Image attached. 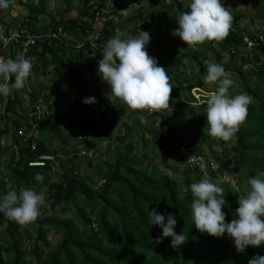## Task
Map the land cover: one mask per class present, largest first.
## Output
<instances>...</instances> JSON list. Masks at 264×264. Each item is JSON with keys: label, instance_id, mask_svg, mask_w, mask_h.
Instances as JSON below:
<instances>
[{"label": "trees", "instance_id": "1", "mask_svg": "<svg viewBox=\"0 0 264 264\" xmlns=\"http://www.w3.org/2000/svg\"><path fill=\"white\" fill-rule=\"evenodd\" d=\"M80 1L81 16L92 18L99 11L101 16L107 18L100 32L95 31L92 23L83 19L65 18V13L73 4V0H65L66 6L61 17L49 24L50 30L59 33L60 39H56L53 44L34 45L29 51L35 72L44 77L52 66L55 75H62L61 88L72 90L73 83L79 84L78 97L67 107L65 114L60 115L58 107L63 106L64 101L52 99V93L46 96V102L40 100L42 93L50 87L43 84L32 85L29 76L27 84L25 82L22 88L13 89L6 97L4 112L1 113L0 110V121H10L14 124L10 145H3L4 137L10 135L9 129H0V155L9 151V157L4 163L6 180H0V196L12 189L19 191L21 188H34L39 191L42 186H47L46 201L41 206L40 214L31 221L36 226V236L32 238L28 235L26 245L18 236L23 224L0 213V225H6L0 232V264H248L249 259L255 255H264V244L249 246L241 253L236 250L233 239L227 233L223 237H215L195 228L191 218L190 205L193 197L190 185L194 179L200 180L204 176L192 178L183 173L181 179H176L159 172L157 167L149 170L133 152L135 147H139V143L143 144V148L151 145L154 154L166 164L172 142L188 149V144L183 143L168 125V110H172L180 121L187 116H194L188 122L193 123L196 134L205 138L206 101L210 95H203L200 101L193 95L192 90L201 91L207 85L202 76L205 77L207 73L205 61L209 57L204 54L201 58L195 50L190 49L199 67L198 77L193 80L182 69L189 54L180 50L179 44H171L166 39L160 41L150 55L158 58V63L166 68L169 82L173 86L169 106L151 111L148 117L143 112L147 110L125 109L118 98L110 94V86L98 74V61L89 54L95 50L102 59L106 41L115 36L119 28L123 30L121 38L134 36L138 34L139 22L152 20L153 13L145 12L144 8L139 7L135 15L127 18V22L132 24V27L128 28L115 19H108L109 14H104L105 0ZM167 1L163 0L161 3V17H164L166 9L174 6L181 9L183 6V0ZM238 1L228 0L227 4L235 6ZM19 2L29 9L28 17L32 20L35 30L47 31V28L41 29L42 27H36L34 24L37 15L46 10L45 0H38L37 4L24 0ZM260 2V13L264 15V0ZM155 3V0L150 2L152 6ZM231 16V27L225 38L219 41L206 40L207 47L213 51L212 59H216V63L222 64L225 71L235 68L241 78H245L243 82L241 78L237 79L241 88L232 86L230 94L246 92L251 96L245 120L239 124L238 131L225 141L231 143L234 140V154L230 155L231 151H226L224 147L221 151L223 156L220 153L222 157H218L219 153L209 145L210 154L219 159L209 178L215 183L219 179L218 185L224 189L228 201L223 206V211L227 214L226 221L234 218L233 213L239 206L240 193L225 182L224 176L231 172L243 175L248 191L249 178L259 171H264V93H261L264 91V30L258 28L245 34L246 29L239 28V22L244 15L232 12ZM258 16L261 17L259 14ZM89 37L94 38L99 48H92ZM246 38L255 40L254 44L247 47ZM80 43L81 46L77 48ZM214 43L217 44L218 50L214 48ZM149 46L148 44L147 49ZM0 51L6 57L15 58L18 45L10 43L9 47L4 49L0 40ZM223 52L230 56L228 61H222ZM65 60L69 61L68 65H65ZM247 65L254 67L244 69ZM254 74V81H247V77ZM88 75L103 86L104 93L88 88L91 82ZM14 79L13 75L11 80ZM23 95L28 99L27 107L23 103ZM2 97L0 96V101ZM85 97H95L96 101L86 104L83 102ZM35 102L47 107L51 114L40 123L37 129L40 135L35 139L37 148L32 150L30 142L21 141L18 131L22 126L32 128L34 120L32 121L29 115ZM195 105L201 106L199 112L196 111ZM114 111L125 115L126 121L121 122L118 117H114ZM141 114L143 119H146L144 123ZM67 118L79 127L82 137L91 139L92 144L84 146L86 149L104 140H111L107 145L108 149L111 148L112 140L123 145L121 149L115 146L114 161L106 160V171L99 175L103 181L98 188H95V181L89 173H80L75 169L78 155L71 156V153H76L80 147L73 146L71 150L64 147L50 150L45 143L44 132L47 129L58 132ZM148 121L151 124L159 121L158 126L167 129L163 131L158 127L148 126ZM117 124L123 126L122 134H114L111 130L115 129ZM132 135L137 138L132 140ZM174 150L177 151V147H174ZM200 150V147H194L188 149L187 154L201 153ZM41 152L55 154L56 161L48 162L44 166L30 165ZM65 156L69 164L62 159ZM100 158L101 155L98 154L97 160ZM88 162L93 165L91 159ZM196 170L199 168L196 167ZM37 173L42 174L43 182L34 179ZM117 185L121 189H118V195H114ZM184 186L185 191L182 189ZM48 208L60 216L46 215ZM152 208L165 215L169 212L175 214V231H183L187 240L181 247L173 248L170 244L171 237H164L159 244L154 242L152 238L161 235L162 229L149 223L147 210ZM66 213H69L72 219L62 217ZM49 233L59 236L54 245L50 244L47 238Z\"/></svg>", "mask_w": 264, "mask_h": 264}, {"label": "clouds", "instance_id": "2", "mask_svg": "<svg viewBox=\"0 0 264 264\" xmlns=\"http://www.w3.org/2000/svg\"><path fill=\"white\" fill-rule=\"evenodd\" d=\"M9 2L0 0V8L8 7ZM232 7L227 2L223 4L222 0H190V10L176 18L178 27L173 30V35L187 42V46L205 40H222L231 27ZM148 44H151V35L146 30H139L138 34L127 38L115 35L106 41L102 59L98 61V74L110 86V94L118 98L125 109L151 112L169 106L173 86L166 68L147 51ZM32 67V58L23 53H17L15 58L0 57V96L7 97L13 89L22 88L31 75ZM13 75L14 81L11 80ZM204 79L216 85L215 92L206 101L207 124L204 131L211 137L228 141L245 120L251 96L246 92L230 94L234 81L227 76L221 64L208 62ZM95 101V97L83 100L86 104ZM82 149L86 148L80 147L75 155ZM34 179L43 182L40 173ZM248 183L250 188L243 197H239V206L231 221H226L227 214L223 211L228 201L222 187L207 175L190 185L193 197L191 218L195 228L215 237H223L227 233L241 253L249 246L264 244V171L250 177ZM46 197L47 186H42L39 191L34 188L12 189L0 196V213L25 224L37 218ZM147 215L151 226L158 225L162 229L161 235L152 238L156 244L164 237H171V246L178 249L187 241L183 231H175L177 219L174 213L165 215L152 208L147 210ZM248 264H264V255H255Z\"/></svg>", "mask_w": 264, "mask_h": 264}, {"label": "rangeland", "instance_id": "3", "mask_svg": "<svg viewBox=\"0 0 264 264\" xmlns=\"http://www.w3.org/2000/svg\"><path fill=\"white\" fill-rule=\"evenodd\" d=\"M106 1V10L104 11V14H110L111 9L119 8L120 10L124 11L121 13L123 18L127 21V18L132 17L135 15L138 11L139 7L144 8L145 12L153 13V19L147 20L145 22H139V24L143 25L145 30L148 31L151 35V44L148 47L147 51L149 54L154 52L156 50L157 45L160 43V41L167 40L171 44H179L180 50L183 49L185 52L189 54V56L185 59L184 63L185 66L182 68L186 75L190 78L195 80L196 77H198V69L199 67L196 65L195 60L193 59V52L190 49L195 50L199 54V56L202 58L204 54H206L209 58V62L216 63V59H212L214 57L212 49H209L206 45V40L204 42L198 43L194 46H187V42L183 41L179 36L173 35V30L178 27V24L176 22V18L178 15L184 11H189V4L190 0H183V6L181 9H177L175 6L169 9L165 10L164 17H161L160 14L163 11L162 8V1L163 0H155L156 3L152 6L150 2L152 0H105ZM168 0L167 2H169ZM121 5V7L119 6ZM123 6V7H122ZM232 12H240L244 16L239 22V28H245V34L248 32H254L256 29H262L264 30V15H262V3L260 0H239L235 6L232 7ZM258 14L261 16L259 17ZM105 17V16H103ZM106 18V17H105ZM125 22V21H124ZM121 23V22H119ZM129 24V23H128ZM138 24V25H139ZM46 26L49 27V25L46 24ZM129 28L132 27V24L128 25ZM123 34L122 28H119L116 32V35H120V37ZM246 35L244 36V38ZM183 43H182V42ZM214 48L218 50L217 44H213ZM230 59V56L227 52H223V62L228 61ZM207 60V61H208ZM206 61V62H207ZM222 62V63H223ZM222 65V64H221ZM254 65H247L244 69L247 67H250ZM50 68V67H49ZM256 68V67H255ZM226 74L229 78H231L234 81V87L241 88V84L239 85L237 79L241 78L240 74L237 72L235 68H231L226 71ZM255 74L251 75L250 77H247V81H254ZM31 83L32 85L39 86L40 84L43 85H49L50 89L45 90L42 95L40 96V100H44L46 96L50 93H52V99H58L59 101H64V105L61 107H58V113L60 115L65 114L67 107L71 105V103L78 97L79 94V88L78 83H73L72 90H67L65 88H61L60 85L63 83L62 75H55L53 71H50L46 76H42L40 73L35 72L33 69L31 71ZM204 79V76H202ZM91 79L92 78L90 76ZM205 80V79H204ZM245 81V78H241V82ZM205 83H207L205 81ZM30 86H28V89ZM216 85L215 84H209L207 83L206 86H204V89L201 91H193V95L201 101V98L203 95H211L215 92ZM94 89V88H92ZM95 90H100L102 93H104V88L100 85L96 86ZM200 92V93H199ZM261 93H264L262 91ZM44 102H46L44 100ZM23 103L27 107L29 105L28 99L26 96L23 95ZM196 111L199 112L201 110V106L195 105L194 106ZM0 110H2V107H0ZM170 115L169 120V126L175 131V133L182 139L183 143H187L188 149H194V147H200L201 153L189 152L190 154H187V150L184 145L177 146L176 142H172L170 145V155L167 158L166 164H163L161 161V158H159L157 155L153 152V147L149 145L147 148H143V144L139 143V147L136 148L133 151L134 154L137 156L138 160H141L143 163L142 165L149 167V170H152L153 167H157L159 172L166 173L170 177H174L176 179H181V176L183 173H186L190 175V177L195 178L197 176H205L207 175L210 177V172L213 171L217 164L219 163V159L213 157L209 152V145H211L219 154L218 157H222L223 154L221 153L222 149L225 147L226 151H231L230 155L234 154L233 151V143L234 140L231 141V143H225V141L221 138H214L208 135L203 138L201 135L196 134V128L193 125V123L188 122L190 119H193L194 116H187L182 121L178 120L175 116L174 112L172 110H168ZM145 113V116L148 117L150 115L149 111H143ZM114 117H118L121 122L126 121L125 115H119L117 112L114 111ZM146 119H142V123H144ZM159 121L157 123L151 124L150 121H148V126L152 127H158L160 130L165 131L167 127L162 128L159 125ZM63 128H65L63 130ZM79 127L75 123L70 122V118L65 119L62 130L60 131V136L52 137V140L56 142V144L59 146L64 145L63 137H65L70 145H73L77 141L83 142L86 138L83 137V139L79 138L78 136L81 134ZM1 129V128H0ZM114 134H122L124 132V128L121 124H117V127L114 129L112 128ZM159 131V130H158ZM65 133V134H64ZM71 133V134H70ZM69 135L71 137H69ZM148 136V135H147ZM88 138V137H87ZM137 137L135 135H132V140H135ZM89 139V138H88ZM111 140H104L100 141L98 143H94V146H91L92 150V156H79L78 159H76V167L75 169L80 172L84 173L87 172L90 174L91 178L95 181V188L100 187L101 181H103L102 177L99 175L104 174L106 171L107 165L105 164L106 160L114 161L115 157L114 155V148L115 146H118L120 149L123 148V145L117 144L116 140H112L111 148L108 149L107 145L110 143ZM4 145L8 143H12V136L4 137L3 140ZM76 148V145H73ZM85 146L84 144L82 145ZM174 147H177V151L174 150ZM85 148V147H84ZM87 149V150H90ZM71 150V149H69ZM222 156H220L221 154ZM100 154L101 158L97 160V155ZM75 156V155H71ZM9 157V151L0 155V177L2 178L4 169V163L5 159H8ZM81 157V158H79ZM64 161H66L67 156L62 158ZM89 159L93 161V165L89 164ZM151 159V161H150ZM97 161V162H96ZM67 164H69V161H66ZM98 164H101L98 166ZM196 167L199 168V170H196ZM225 182H228V185L232 186L233 188L237 189L240 193V197H243L247 193V184L246 179L241 176V174L238 173H228L223 178ZM199 181L198 179H194V182ZM219 179L217 180V184H219ZM118 189H121L119 185H117V189H115L114 195H118ZM183 191L186 190V186L182 187ZM56 214V211H53L48 208V211L46 212V215H53ZM60 216V215H58ZM62 217L72 219L69 215V213H66ZM5 224L0 225V230H4ZM35 225L30 221L22 225L20 230L18 231V236L23 240L24 245L28 243V235H30L32 238L36 236V230ZM48 240L50 241V244L54 245L57 240L59 239V236H54L52 233H49L47 235Z\"/></svg>", "mask_w": 264, "mask_h": 264}, {"label": "crops", "instance_id": "4", "mask_svg": "<svg viewBox=\"0 0 264 264\" xmlns=\"http://www.w3.org/2000/svg\"><path fill=\"white\" fill-rule=\"evenodd\" d=\"M24 1H26L27 3H31L32 2L33 4H37V2H38V0H24ZM64 2H65V0H45L46 10L44 12H42V13L37 15V18L34 20L35 26L36 27H42L41 29L47 28L48 30H50V27L46 26V24L49 25L50 22H52V21H54L56 19H59L61 17V15L63 13V10H64V7L66 6ZM72 3H73L72 4V8L68 12L65 13L64 17L65 18H80V19H83L84 21L92 23L90 16H81V13H80L81 1L80 0H73ZM119 6L121 7V5H119ZM115 8L116 9H114V8L111 9V12H110V14L108 16V19H111V18L115 19L116 21L123 23V25L125 27L129 28L128 22L125 20V18H123V16H125V15H121V13H123L124 11L120 10L119 8H117V5H116ZM28 14H29V9L26 8V6H24L23 4H21L19 2V0H12L9 3L8 7L0 8V25L3 24V26H0V40L2 42H4L5 36L9 35L12 32V30L18 25V23L24 17H28ZM106 19L107 18L102 17V19L100 21H98L96 23H92L93 24V28L95 29V31L100 32L102 30L103 25H104V21ZM181 50H183V49H181ZM207 60H208V58H207ZM206 61H205V63L207 64L209 62V60L207 62ZM50 71H53L52 70V66H50L48 72H50ZM92 78H94V77H92ZM88 79L91 81L89 86H88L89 89L94 88V90H95L96 86H98V85L103 87L96 79H91L89 75H88ZM6 127H7V129H9V131H10L9 133L12 136V132L14 131V124L12 122H10V121H7V122L4 123V121L1 120L0 121V128L3 129V128H6ZM64 129L65 128H63V130ZM61 130H62V128L58 132L55 133L52 130H48L47 129L44 132L45 134L43 136L45 138V143H46V145H48L50 150H58V149H61L62 147H64L67 150H69V149H71L73 147V145H76V148H78V147H82L83 144L85 146L92 144L91 139L86 138L83 142L77 141L73 145H70L68 140L65 137L62 136L63 141H64V145L58 147L56 142H54L52 140V137L60 136V131ZM36 132H37V134H36L37 137L36 138H38L40 133H39V131H36ZM6 137H8V135ZM69 137H71V136L69 135ZM78 137L80 139L81 138L83 139L81 134ZM3 145H4V143H3ZM6 145H10V143L5 144V146ZM4 169H5V164H4ZM2 178H4L6 180V170L3 172ZM2 178L0 177V180H2ZM0 232H2V230H0Z\"/></svg>", "mask_w": 264, "mask_h": 264}, {"label": "built area", "instance_id": "5", "mask_svg": "<svg viewBox=\"0 0 264 264\" xmlns=\"http://www.w3.org/2000/svg\"><path fill=\"white\" fill-rule=\"evenodd\" d=\"M227 0H222L223 4H226ZM94 9H96V6H94ZM228 10V8H227ZM229 11V10H228ZM102 19V16L100 15V12L97 11L95 16L91 18V21L93 23H96ZM139 30H145V28L140 25L138 28ZM56 39H60L59 33L52 31V30H43V31H37L33 27V22L29 17H24L18 25L12 30V32L5 36L4 42H3V48L9 47L10 43H17L18 45V53H23L26 57L30 58L29 51L30 48L37 44H53ZM89 42L93 49L99 48V45L94 40L93 37H89ZM247 41V47H250L254 44L252 39L246 38ZM81 46V43L78 44L79 48ZM89 56L93 58L95 61H99L101 57L98 55V52L93 50ZM0 57H6L1 51H0ZM69 61L65 60V65H68ZM27 84V81H26ZM6 100V97H2L0 101V107H2L1 113L4 112V102ZM31 109L32 112L30 113V118L32 121V128H28L26 126H22L18 133L21 138L22 142H30L31 149L36 150L37 143L35 141L36 139V131L38 127L40 126V123L49 117L51 114V111L47 109V107L43 106L39 102H35ZM34 137V139H33ZM17 149V148H16ZM79 156H92V151H87L86 149H82L77 153ZM71 155H75V153H72ZM57 159L55 154L47 153V152H41L39 153L37 159L30 162V165H41L44 166L48 162H55Z\"/></svg>", "mask_w": 264, "mask_h": 264}]
</instances>
